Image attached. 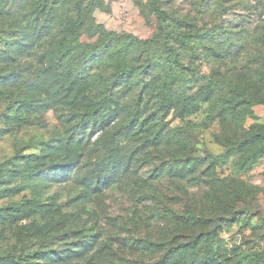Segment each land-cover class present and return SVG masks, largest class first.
I'll return each instance as SVG.
<instances>
[{"label":"rangeland","instance_id":"374dc122","mask_svg":"<svg viewBox=\"0 0 264 264\" xmlns=\"http://www.w3.org/2000/svg\"><path fill=\"white\" fill-rule=\"evenodd\" d=\"M260 22L249 0H0V264H264V104L217 113L264 96ZM169 48L189 115L159 110Z\"/></svg>","mask_w":264,"mask_h":264},{"label":"trees","instance_id":"16d2710c","mask_svg":"<svg viewBox=\"0 0 264 264\" xmlns=\"http://www.w3.org/2000/svg\"><path fill=\"white\" fill-rule=\"evenodd\" d=\"M94 6H98L102 3V0H91ZM251 3V6H253V9L255 11V14L258 16V19L261 20V25L264 27V0H249ZM156 12V17L158 21H163L167 17V14L160 10L157 7H154ZM69 25H73V22H70ZM91 27H94L92 25ZM171 39L176 40L179 43H183L185 39V32H175L171 34ZM262 39H264V34L262 36ZM152 41H158V35H156ZM264 56V55H263ZM180 60L178 59V55L173 51L172 48L167 49V55L164 58L163 66L166 72V80L162 84L161 89V102L159 106V110L161 111V114L164 116L170 111H172V114H192L194 111H196L197 108V101H198V95L200 92L198 91L197 94L187 95L186 93H179L174 88L175 83V71L180 66ZM264 71V70H263ZM130 71L118 69L115 74L113 75L114 79L116 78H122L125 75H128ZM253 84L249 83V87ZM208 87V86H207ZM212 87V86H210ZM264 87V73L260 76V86L259 88ZM213 95V88H210L205 95V99H210ZM178 100V104L174 105V101ZM253 104H264V96H258L257 94L247 95V94H240V98L237 100L235 99H229L225 101V104H223L217 111L219 117L222 119V121L227 122L229 118H233L234 115L237 113H241V111H235L234 107L236 106H243V108H248L252 106ZM127 131V126L122 125L120 128H118L116 131H114L110 137L109 141L110 143L113 142L116 138L121 137L122 135H125ZM263 133L256 134L257 137H263ZM235 153V152H234ZM22 155L15 154L12 156L8 162H12L17 160L18 158H22ZM0 168V175L4 173L5 169L3 166ZM100 177V175H99ZM16 209L17 207H13ZM7 208H1L0 214H4ZM195 215L191 211H187L184 215L185 220H193L195 219ZM196 239H193L194 242ZM149 247H153L152 243H148ZM186 248L187 244H179L178 246L171 247L167 253H171L173 250V255L171 257V260L165 264H186L185 262V255H186Z\"/></svg>","mask_w":264,"mask_h":264}]
</instances>
